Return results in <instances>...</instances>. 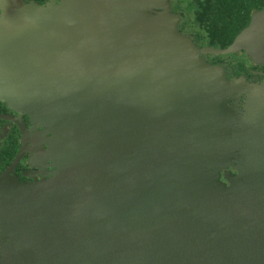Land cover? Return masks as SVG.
Segmentation results:
<instances>
[{
    "label": "water",
    "instance_id": "obj_1",
    "mask_svg": "<svg viewBox=\"0 0 264 264\" xmlns=\"http://www.w3.org/2000/svg\"><path fill=\"white\" fill-rule=\"evenodd\" d=\"M169 1L4 8L0 100L48 128L56 168L9 180L18 156L0 175L15 264H264V81L226 79L178 32ZM19 46L35 49V74L27 52L12 59ZM240 50L264 61V11L226 49L204 51ZM235 91L243 113L226 107ZM1 240L0 227V264Z\"/></svg>",
    "mask_w": 264,
    "mask_h": 264
},
{
    "label": "flooded vegetation",
    "instance_id": "obj_2",
    "mask_svg": "<svg viewBox=\"0 0 264 264\" xmlns=\"http://www.w3.org/2000/svg\"><path fill=\"white\" fill-rule=\"evenodd\" d=\"M70 1L74 2L75 0H8L5 2H3V0H0V18L3 14L4 8L7 6H12L13 4L19 5L22 3L24 5L37 4L39 6H46L49 3H54L63 6L64 4L66 5L67 3H70ZM172 2L173 0L170 2V11L173 14L179 16V20L177 23L178 32L189 38L193 46L197 49L200 56L207 63L221 67L224 70L226 79L228 80L242 78L250 84L260 83L264 80V61L260 63H254L253 60L243 50H240L237 53H231L230 55H214L207 53V51H204L211 47L221 50L220 48L215 47L213 45L220 44L224 40L226 42L225 37L221 35L219 36L218 33H214V36H211L210 26L206 24H200L197 21L195 6L193 7V9L190 6V25L187 28L183 11L181 10L180 6H177L176 4H174V2ZM209 8L211 9V7ZM247 9L248 7L242 5L233 8L234 11L238 12L237 15H239L240 19H246V22L242 23V28L240 32L236 35V37L245 28L249 26L251 19L256 12L264 11V6L253 7L250 10L248 9V11ZM247 12L249 13L247 14ZM224 49L226 48H223L222 50ZM4 50V46L1 47L0 56L4 55ZM30 50L31 49L28 46H23L22 48L21 46H19V48L16 47L15 50L12 52L13 57H11L13 59L15 58V55L19 57L20 54L23 55L27 52L28 70L30 71L32 69L33 74H35V49H33L32 51ZM31 52L33 58L30 57ZM2 56L1 58H3ZM50 61V49L48 50L45 48L43 59V72L45 80L47 81L50 79L51 75ZM6 115L14 118H19L22 124L25 126V130L23 129V127L13 122L11 119L0 118V175L3 174L12 164V162L19 156L18 163L14 167L13 171L9 174V180L17 178L21 183H33L35 182L34 179H41L43 177L45 180H47L52 177L53 170H55L56 168L52 166L53 152L50 143L51 134L48 133V128L46 130V127H43L44 133L40 132V129L36 130L34 127L35 120L32 119L30 115L18 109H14L6 102L0 100V116ZM3 185L8 187L6 183H3L0 188ZM13 193L17 192L13 191ZM3 197L5 196L2 195L0 191V201L2 199L7 200L6 215L9 217L11 201V191L9 187L7 196L5 198ZM18 199L19 197H14V201Z\"/></svg>",
    "mask_w": 264,
    "mask_h": 264
},
{
    "label": "trees",
    "instance_id": "obj_3",
    "mask_svg": "<svg viewBox=\"0 0 264 264\" xmlns=\"http://www.w3.org/2000/svg\"><path fill=\"white\" fill-rule=\"evenodd\" d=\"M240 5L250 10L253 7L264 6V0H191L190 3L192 9L196 7L197 21L210 26L211 36L218 33L219 36L225 37L226 42L224 40L220 44L213 45L220 49L229 46L240 32L242 23L246 22V19H240L238 12L233 10L234 7Z\"/></svg>",
    "mask_w": 264,
    "mask_h": 264
},
{
    "label": "bare ground",
    "instance_id": "obj_4",
    "mask_svg": "<svg viewBox=\"0 0 264 264\" xmlns=\"http://www.w3.org/2000/svg\"><path fill=\"white\" fill-rule=\"evenodd\" d=\"M245 140V149H244V170H243V175L246 181V186H247V197L252 200V198L254 197V194L250 188L251 184L254 183V180L252 179L251 181V162L253 161V159H255V155L253 157L252 152V144H251V137L248 138V140H246V137H243ZM235 145V144H234ZM52 152H53V148H52ZM0 191L2 193V195H4L5 197L7 196V192H8V187L3 185L0 188ZM3 197V198H5ZM6 208H7V200L2 199L0 201V209H1V235H2V240H1V252H2V262L3 264H15L16 263V258L12 257V254L17 250V247L13 246L10 244V242H8L7 240V234L9 232V223H10V214L9 217L6 215Z\"/></svg>",
    "mask_w": 264,
    "mask_h": 264
},
{
    "label": "rangeland",
    "instance_id": "obj_5",
    "mask_svg": "<svg viewBox=\"0 0 264 264\" xmlns=\"http://www.w3.org/2000/svg\"><path fill=\"white\" fill-rule=\"evenodd\" d=\"M172 0H170L169 2H171ZM190 1L191 0H173L174 4H176L177 6H180L181 10L183 11V14H184V19H185V22H186V27L188 28V26L190 25L189 23V19H190V15H189V9H190ZM172 2V3H173ZM231 53H229L228 55H230ZM230 57V56H229ZM243 81H245L243 79ZM264 81V80H263ZM246 82V81H245ZM262 82V81H261ZM260 82V83H261ZM247 83V82H246ZM250 84V83H249ZM239 92H234L233 93V96H230L228 99H227V102H226V107L232 111V112H237V113H243L244 112V104L246 103V98H247V94L245 93H239ZM228 103V104H227ZM36 130H39L40 129V132H43L44 133V128L43 126L41 125H38L36 128ZM47 130V128H46ZM42 179H44L43 177L41 179H34L35 182H39L41 181Z\"/></svg>",
    "mask_w": 264,
    "mask_h": 264
}]
</instances>
